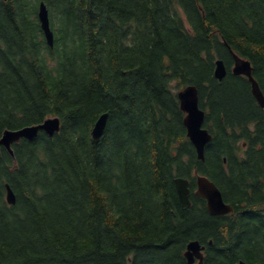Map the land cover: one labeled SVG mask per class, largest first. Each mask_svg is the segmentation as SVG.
Segmentation results:
<instances>
[{
  "label": "trees",
  "instance_id": "1",
  "mask_svg": "<svg viewBox=\"0 0 264 264\" xmlns=\"http://www.w3.org/2000/svg\"><path fill=\"white\" fill-rule=\"evenodd\" d=\"M40 1L0 0V137L49 116L62 126L2 150L0 264H189L193 239L206 245L204 264H264V108L232 73L229 49L252 62L264 92V0H44L54 47ZM189 84L213 135L205 159L178 98ZM198 174L234 213L208 211Z\"/></svg>",
  "mask_w": 264,
  "mask_h": 264
},
{
  "label": "water",
  "instance_id": "2",
  "mask_svg": "<svg viewBox=\"0 0 264 264\" xmlns=\"http://www.w3.org/2000/svg\"><path fill=\"white\" fill-rule=\"evenodd\" d=\"M38 16L41 28L44 31L47 42L54 45V31L51 27L49 9L45 1L39 5ZM230 51L234 55L235 63L232 72L235 75L248 76L252 92L258 100L261 107L264 108V92L253 74V65L249 59L243 58L233 52L231 46ZM228 73V68L223 58L216 61L215 76L219 80H223ZM182 110L186 113L184 124L187 127L188 136L196 147L198 157L205 159V151L207 144L212 140L213 135L208 128L204 127L206 112L200 106L199 88L195 84H190L178 92ZM109 114L102 113L96 120L92 128V137L99 142L106 132ZM61 129V118L59 116L49 117L38 124L26 125L17 129H6L0 138V156L2 147L6 148L12 155H15L13 144L26 138L35 139L40 131L46 132L50 137L55 136ZM179 200L184 207H190L191 188L190 181L184 177L175 178ZM196 195L207 200V209L211 214L224 215L234 211V207L225 201L223 192L220 187L206 175H200L197 178ZM7 200L10 204H16L17 195L10 184L6 185ZM206 246L199 239L191 240L185 251L188 263L194 264L199 259V264H204ZM236 264H249L246 260L240 259Z\"/></svg>",
  "mask_w": 264,
  "mask_h": 264
},
{
  "label": "bare ground",
  "instance_id": "3",
  "mask_svg": "<svg viewBox=\"0 0 264 264\" xmlns=\"http://www.w3.org/2000/svg\"><path fill=\"white\" fill-rule=\"evenodd\" d=\"M197 171V170H196Z\"/></svg>",
  "mask_w": 264,
  "mask_h": 264
}]
</instances>
